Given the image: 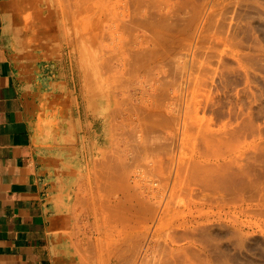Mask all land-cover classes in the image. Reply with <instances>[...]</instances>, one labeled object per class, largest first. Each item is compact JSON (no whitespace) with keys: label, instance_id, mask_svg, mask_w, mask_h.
Here are the masks:
<instances>
[{"label":"rangeland","instance_id":"obj_1","mask_svg":"<svg viewBox=\"0 0 264 264\" xmlns=\"http://www.w3.org/2000/svg\"><path fill=\"white\" fill-rule=\"evenodd\" d=\"M27 6L58 264H264V0Z\"/></svg>","mask_w":264,"mask_h":264},{"label":"crops","instance_id":"obj_2","mask_svg":"<svg viewBox=\"0 0 264 264\" xmlns=\"http://www.w3.org/2000/svg\"><path fill=\"white\" fill-rule=\"evenodd\" d=\"M30 1L0 0V264H58L50 182L36 144V105L12 53ZM63 257L68 264L67 253Z\"/></svg>","mask_w":264,"mask_h":264},{"label":"bare ground","instance_id":"obj_3","mask_svg":"<svg viewBox=\"0 0 264 264\" xmlns=\"http://www.w3.org/2000/svg\"><path fill=\"white\" fill-rule=\"evenodd\" d=\"M139 1H140V0H139ZM129 2H130V1H129ZM122 3H123V2H122ZM122 6H123V4H122ZM148 7H149V6H148ZM127 8H128V7H127ZM132 8H133V7H132ZM138 8H139V7H138ZM116 9H117V7H116ZM134 11H135V10H134ZM120 12H121V11H120ZM154 13H155V12H154ZM135 14H136V13H135ZM153 16H154V15H153ZM144 17H145V16H144ZM147 17H148V16H147ZM152 18H153V17H152ZM180 19H181V18H180ZM144 21H145V20H144ZM146 21H147V20H146ZM151 22H152V21H151ZM134 24H135V23H134ZM146 25H147V24H146ZM150 25H151V24H150ZM144 26H145V25H144ZM158 34H159V33H158ZM75 38H76V37H75ZM69 42H70V40H69ZM71 42H72V41H71ZM71 48H72V46H71ZM116 48H117V47H116ZM57 50H58V49H57ZM72 50H73V48H72ZM135 53H136V52H135ZM82 58H83V57H82ZM146 58H147V56H146ZM83 59H84V58H83ZM84 67H86V66H84ZM80 68H81V67H80ZM82 69H83V68H82ZM85 69H86V68H85ZM87 70H88V69H87ZM87 70H86V71H87ZM82 72H83V71H82ZM88 73H89V72H88ZM83 75H84V74H83ZM87 75H88V74H87ZM84 76H85V75H84ZM85 78H87V76L84 77V80H85V83H86V79H85ZM95 78H96V77H95ZM87 79H88V78H87ZM90 80H91V78H90ZM90 80H89V81H90ZM87 81H88V80H87ZM92 85H93V84H92ZM87 86H88V85H87ZM93 86H94V85H93ZM89 87H90V86H89ZM87 90H88V89H87ZM90 92H91V91H90ZM90 92H89V93H90ZM92 96H93V95H92ZM113 109H114V108H113ZM141 111H142V110H141ZM111 113H112V112H111ZM113 113H114V112H113ZM142 114H143V113H142ZM151 115H152V114H151ZM112 116H113V114H112ZM139 116H140V115H139ZM212 118H213V117H212ZM212 121H213V120H212ZM130 122H131V121H130ZM134 122H135V121H134ZM145 123H146V122H145ZM120 125H121V124H120ZM140 125H141V124H140ZM147 125H148V124H147ZM127 127H128V126H127ZM147 132H148V131H147ZM237 135H238V133H237ZM145 136H146V135H145ZM236 140H237V138H236ZM224 144H225V143H224ZM257 152H258V151H257ZM117 158H118V157H117ZM109 159H110V158H109ZM249 159H251V158H249ZM110 161H111V160H110ZM120 161H121V160H120ZM249 161H250V160H249ZM249 161H248V162H249ZM256 161H257V160H256ZM114 162H115V161H114ZM245 162H246V161H245ZM250 162H251V161H250ZM261 162H262V161H261ZM261 162H260V163H261ZM256 163H257V162H256ZM114 164H115V163H114ZM123 164H124V163H123ZM241 165H242V164H241ZM250 165H251V164H250ZM254 165H255V164H254ZM260 165H261V164H260ZM263 165H264V164H263ZM200 166H201V165H200ZM245 166H246V165H244V167H245ZM255 166H256V165H255ZM255 166H254V167H255ZM257 166H258V165H257ZM115 167H116V166H115ZM195 167H197V166H195ZM202 167H203V166H202ZM244 167H243V169H244ZM100 168H101V167H100ZM190 168H191V167H190ZM252 168H253V166H251V169H252ZM257 168H258V167H257ZM192 169H193V168H192ZM192 169H191V171H192ZM243 169H242V170H243ZM101 170H102V168H101ZM197 170H198V169H197ZM237 170H238V169H237ZM240 170H241V169H240ZM260 170H261V169H260ZM102 171H103V170H102ZM121 171H122V170H121ZM193 171H194V169H193ZM193 171H192V172H193ZM233 171H234V170H233ZM248 171L250 172V170H247V169H246V172H248ZM251 171H252V170H251ZM254 171H256V170H254ZM117 172H118V171H117ZM237 172H239V171H237ZM241 172H242V171H241ZM244 172H245V171H244ZM244 172L242 173V175H244ZM249 172H248V173H249ZM99 173H100V172H99ZM207 173H208V172H207ZM222 173H223V172H222ZM248 173H247V174H248ZM253 173H254V172H253ZM253 173H252V174H253ZM255 173H257V171H256ZM189 174H190V173H189ZM191 174H192V173H191ZM195 174H196V173H195ZM232 174H233V173H232ZM249 174H250V173H249ZM257 174H258V173H257ZM257 174H256V175H257ZM205 175H206V174H205ZM225 175H226V174H225ZM254 175H255V174H254ZM260 175H261V173H260ZM219 176H221V175H219ZM250 176H251V174H250ZM190 177H191V176H190ZM207 177H209V176H207ZM217 177H218V176H217ZM223 177H224V175H223ZM227 177H228V176H227ZM251 177H252V176H251ZM105 178H107V177H105ZM108 178H109V177H108ZM199 178H201V177L199 176ZM221 178H222V177H221ZM221 178L218 177V179H221ZM229 178H230V177H228V179H229ZM231 178H232V177H231ZM194 179H195V178H194ZM209 179L211 180V178H209ZM215 179H216V178L213 177L211 181H214ZM218 179H217V181H218ZM228 179H227L226 181H229ZM255 179H256V178H255ZM255 179L251 178L248 184H249L250 186H251V185H256V184H258V183L255 182V181H256ZM258 179H260V178H258ZM115 180H116V179H115ZM190 180H191V179H190ZM222 180H223V179H222ZM105 181H106V180H105ZM107 181H108V180H107ZM112 181H113V180H112ZM192 181H193V180H192ZM215 181H216V180H215ZM220 181H221V180H220ZM220 181H219V182H220ZM223 181H224V180H223ZM113 182H114V181H113ZM180 182H181V181H180ZM231 182H232V181H231ZM245 182H246V181L244 180L243 183L245 184ZM100 183H101V182H100ZM103 183H104V182H103ZM106 183H107V182H106ZM208 183H209V181H208ZM208 183H207V184H208ZM221 183H222V182H221ZM228 183H229V182H228ZM181 184H182V182H181ZM231 184L233 185V183H230V185H231ZM248 184H247V185H248ZM101 185H102V184H101ZM224 185H226V187H227V186L230 187V185H228L226 182H225ZM232 185H231V186H232ZM235 185H236V184H235V182H234V186H232L233 189H236ZM237 185H238V184H237ZM178 186H179V185H178ZM216 186H217V185H216ZM256 186H257V185H256ZM262 186H263L262 189H264V185H262ZM217 187H218V186H217ZM253 187H255V186H253ZM175 188H176V187H175ZM246 188H247V187H246ZM256 188H258V186H257ZM112 189H113V188H112ZM178 189H179V188H178ZM204 189H205V188H204ZM258 189H259V191L261 190L260 187H259ZM104 190H105V189H104ZM107 190H108V189H107ZM109 190H110V189H109ZM238 190H239V189H238ZM252 190H253V189H252ZM198 191H199V190H198ZM239 191H240V190H239ZM239 191H237V192L239 193ZM257 191H258V190H257ZM142 192H143V191H142ZM139 193H140V192H139ZM243 193H244V192H243ZM243 193H242V194H243ZM260 193H264V192L261 190ZM110 194H111V193H110ZM142 194H143V193H142ZM242 194L239 193V195H242ZM137 195H138V194H137ZM204 195H205V193H204ZM239 195H238V196H239ZM103 196H104V195H103ZM139 196H141V195L139 194ZM243 196H244V195H243ZM107 197H108V196H107ZM239 197H241V196H239ZM104 198H105V197H104ZM104 198H103V199H104ZM107 199H109V198H107ZM126 199H127V198H126ZM126 199H125V200H126ZM141 199H142V198H141ZM109 200H110V199H109ZM136 200H137V198H136ZM102 201H103V200H102ZM144 201H145V199H144ZM144 201H143V202H144ZM109 202H110V201H109ZM119 202H120V201H119ZM145 202H146V201H145ZM110 203H111V202H110ZM147 203H148V202H147ZM117 204H118V203H117ZM128 204H129V203H128ZM137 204H138V202H137ZM105 205H106V204H105ZM122 205H124V203H123ZM130 205H131V204H130ZM130 205H129V206H130ZM139 205H140V204H139ZM148 205H149V204H148ZM140 206H141V205H140ZM117 207H118V206H117ZM138 207H139V206H138ZM97 208H98V207H97ZM127 209H128V208H127ZM139 209H140V207H139ZM119 210H120V209H119ZM141 210H142V208H141ZM143 210H144V209H143ZM136 211H137V210H136ZM128 212H129V211H128ZM139 212H141V211L138 210V214H139ZM144 212H145V211H144ZM131 214H132V212H131ZM105 221H106V220H104V222H105ZM108 224H109V223H108ZM105 226H106V225H105ZM128 246H129V245H128ZM102 263H103V262H102Z\"/></svg>","mask_w":264,"mask_h":264}]
</instances>
